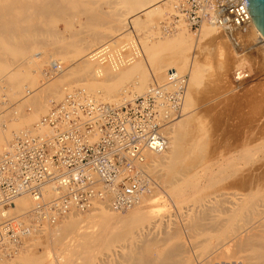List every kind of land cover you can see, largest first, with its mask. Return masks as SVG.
I'll list each match as a JSON object with an SVG mask.
<instances>
[{"label": "bare ground", "instance_id": "6f19581e", "mask_svg": "<svg viewBox=\"0 0 264 264\" xmlns=\"http://www.w3.org/2000/svg\"><path fill=\"white\" fill-rule=\"evenodd\" d=\"M160 1H163V5H166L164 4V2L167 3L166 8H168V6H170L171 8L172 0H113V2L111 0H105L104 3L107 5H111L112 8L116 5L121 6V8L123 9L121 12L123 14V18L125 19V26L127 24V20H129V17L131 21H129L130 23H132V21L136 22L139 13H145L146 16H149L151 14L150 12H153L152 10L155 11L156 8V10L160 9L156 7L157 5L160 6V4H158ZM78 16H84L83 19L87 18L91 21L104 19V17L98 16L97 5L93 2V0H0V91L2 92L5 87L7 88L11 85L12 86L10 88H12L15 83H21L22 80H25L27 78V70L34 66L40 69V73L42 76V79L37 82V79H32L31 83H36L35 85L37 86L33 91H24L28 92L27 97L29 98L26 99V105L31 109L30 117H24L22 116V114H17L18 112L15 113V111V114L12 112L14 117L9 120V123L7 122L8 120L5 121L7 117L5 120L3 119L4 117H2L3 121H5V123L7 122V124L5 126H2V131H0V156L6 150L8 144L17 136L34 133L47 135L49 133L48 130L43 128L36 129V125L38 124L40 118L48 112L51 104H57V102L59 103V101H62L64 99L65 95L80 91L104 103L110 104L112 106H119L125 101H130L131 99L144 95V92L148 89L144 80H139L136 75H131L130 73V69L133 70V66H131V64L138 58L137 44L135 52L136 59L132 62L125 61L117 66L112 65L111 63L101 64L98 61H92L93 57L89 52V56L86 55V58L84 57V59L76 61V64L74 65L79 66L80 68L85 67L86 71L89 72L88 74L93 76V78L87 79L86 84L82 85L81 88L79 87V90L74 89L71 86H67V84L63 86L62 81L60 79H56L59 76H63L61 77L63 80L64 74H66V76L67 74H69L68 72H65L67 67L64 68L62 65L58 64L59 62L57 63L56 61L58 59L60 60V58H63L58 54H61L63 50L71 47L72 43H69L68 39L64 38L63 35H60V32H57L56 30L55 32L53 30V25L56 22L63 21L66 26L71 29L72 20L75 19L76 21V18H78ZM78 21L79 19L77 20V22ZM80 25L81 23L79 24V26ZM183 27L189 30L182 23L178 24L174 29H171L168 32H164L160 26L161 32L174 33L170 35L165 34L166 36L164 37V40L159 42L158 45H144L145 51L150 57H154L156 55L160 56V54H164L166 52L170 55L169 63L165 69V71H167V74L170 71H176L177 73L182 74V72L185 71L184 66L187 62H190V67L187 63L190 70L189 74H186L188 76V82L185 101L182 108V112L184 111V116H180L176 121H174L166 128L165 135L168 139L167 149L160 154L148 153L145 156V161L142 165L143 169L148 175H150L147 172L148 170H152L153 168L157 167L162 168L165 174L164 184L169 189V196L173 200L180 203L182 202L180 199H184L187 196L191 195L200 185L212 184L213 182H215L217 175L222 173L223 171L232 169L229 175H227L228 178L229 176H233L235 173L239 172V169H241V166L239 165L249 164L247 165V167L251 168L249 170L247 169V174H244L247 175V179L244 180V175H242V180L239 178L242 183H239L240 181L238 180V183L241 184L242 187L241 189L239 188L240 190H236V188L238 189V187L240 186L236 185L238 187H234L235 190L232 191L234 189L233 186H235V183L233 184V186H231L233 189L230 188L229 183V186L227 187L229 189H232L231 192L220 191L222 187L219 188L220 186L218 184L219 187L216 188L217 192L212 191L213 193L208 197L210 200H207V204L202 207V210H199L197 213H192L186 217V224L190 231L196 232L206 222L205 224L206 228H208L207 230H211V232L218 234L216 245L212 249H208L206 251V257L203 259L204 262L202 261V263L200 264H212V261L215 258L231 250L234 255H241V264H264V112H261L260 109L258 111V108L256 107L257 111H254V113H252V116L245 117V119H243V115L241 116L242 120H245L244 122L246 123L245 131L243 130L244 124H240L241 122H238L239 124L237 123V126H235V128L238 127L241 129L242 127V131H244V133L239 134L238 130H236V133L234 132L235 134H233L232 131L235 128L231 130L232 136L229 134V136H231V139L229 138V140L232 144L229 145V160L225 162L226 165L222 166L221 168L219 166L222 164V162H220L221 160L218 162V159L216 158H214V160H212L213 158L211 160L205 159L207 155H210L211 157V155L216 151L214 150V152L210 154L209 151L208 153L205 151L203 153L202 145L206 144L207 141H205V143L203 141L206 137L204 139H200L190 133L189 126L193 123L194 117L192 118V116L193 114H195L192 113V111L195 109H193V102L190 98L192 97V94L190 96L188 93L189 80L191 81V87L192 85H197L199 83V76H201L200 73L204 70L194 62V59L196 58L194 54L199 51L198 43L194 40V36L189 32L187 33L186 29H184ZM71 30H73V28ZM192 33H199L197 36L202 41L210 37L217 36V34L224 35L223 33H219L216 29L209 25H202L199 31H197L196 33ZM73 34L77 36L79 33L77 34L76 32V34ZM225 38H228L227 40H229L230 43L232 42V40L237 42L242 52L246 50L247 52H255L260 57L261 61L257 59L255 60L258 61V65H263L264 67V37L257 30L252 20L247 28L236 31L232 34V36H226ZM113 39H115V37H110V39H108L104 43L114 44L120 41L121 38H116L114 41H112ZM225 42L227 41H223V48L226 50V54L225 56H223V60H225V58L226 60L224 62L222 60L220 64L221 70L219 69L222 74H224L226 68L229 67L227 63L230 62V58H233L232 60H234L237 54L235 53V49V51L233 49L229 51L230 47L228 46V43L226 44ZM53 45L57 46L59 51L57 50V47H54ZM97 45L99 46L100 44ZM97 45L90 46L88 51H90ZM226 45L229 49L226 47ZM101 47H96L93 52L100 49ZM232 47L233 45L231 46V48ZM238 51L240 52V50ZM230 52H233V56L230 54ZM219 57H221V55ZM214 58L217 59L216 57ZM254 58L256 57H253V59ZM242 61L244 60H241L239 62V68L237 67L238 69H243L242 66V68H240V65H242ZM253 62L255 63V61ZM259 62H261V64ZM232 64L234 65L233 62ZM56 65L60 66L59 70L52 71V69H54ZM71 67H73V64L71 65ZM71 69L70 67H68V70ZM130 78L134 79L133 81H131V86H133V88H128L129 85L123 86V83ZM28 81L29 80H26V82ZM63 84H65V82ZM74 87L76 88V86ZM6 88L4 89L5 91ZM10 88H7V91H9ZM18 90H21V88H18ZM232 100V105H234L237 109L235 111V109L233 110L234 106L230 107H232V110L235 113L239 109H241L240 107H242V105L238 101L237 103L234 98H232ZM248 103L250 102H247L245 104ZM26 105L23 104L22 106ZM244 106L247 107L246 105ZM262 108L263 110H261L264 111V107ZM231 111L230 114H234L233 111ZM237 115H239L238 112ZM240 115L238 117H234L233 115H231L230 117L233 116V118H235L234 120H236V118H239ZM240 118L238 119V121H240ZM2 124L4 123L2 122ZM203 148L204 150L208 149L205 148V146ZM225 153H223V155L227 154ZM200 154L206 157L204 158ZM217 154L218 153H216V155ZM223 155L219 153L217 157L220 158V156L222 157ZM210 157L208 158L210 159ZM247 161H249V163ZM216 167L218 168V170H216ZM238 176L240 177V175ZM227 187L226 189L228 190ZM46 190V197L52 198L53 189L51 187H48ZM151 192L152 191L147 193V191H145L144 193H142L137 204L127 211L123 212H114L110 210L106 205L95 206L93 209H90L86 213H79L75 210H71L68 214L58 219L55 224H44L39 229L33 230L27 237L25 236L23 238V242L35 236H42L48 230L53 231L63 219V226H58L60 227L58 228V231L59 229L61 231V228L63 227L61 233L64 231L65 234H68V237L62 236V238H59L62 234L58 233L56 229L55 232H49H51V234L53 233V237L58 235L57 237L59 239H55L56 244H60L59 246H62L64 250L66 248L69 251L70 248L76 246L77 248L80 247L81 249V247H86L94 244H104L110 241H112L111 243H113L118 239L123 240L125 239V237L129 236V242L126 241L128 242L129 248H126L127 250L126 253L124 252L125 254L122 253V255L118 257L119 259L117 258L118 261L120 260L118 264H172L171 262H174L173 260L175 256H177L182 246H178L179 244L176 243V245L180 247L179 249L177 248L176 250H174L172 244V250L170 249L169 251L168 249V251L166 252H158L157 247L164 245L167 242V239L169 240L171 235H164L166 237H170H164L162 239H160L161 237H159V239L155 238L157 236L155 235V237L152 236L154 238L150 239L149 236L151 233L149 230L155 228L153 222H148L145 226L140 228L136 226L141 220L144 219V216L152 217L153 214L155 215L154 211L156 210V213L158 211V209L152 211L148 207V204L156 202V200L158 201L160 199L158 197L157 199L156 197L153 199H147L148 194H150ZM208 194L209 193L207 192V195ZM204 196L206 197V195ZM33 208V200L29 196H21L14 200L13 205H11L8 210V214H12L23 219L24 223L27 226H31L32 224L30 220H28L26 217L32 212ZM162 209L163 208H160L159 212L162 211ZM124 213L127 214L125 215ZM135 226L137 227V230L134 232L133 229H136ZM143 228H146V230L144 231ZM203 231L205 230L203 229ZM167 232L168 231H166V233ZM55 233L57 235H55ZM108 238L110 240H108ZM62 247L60 249L57 248V250L61 251V249H63ZM45 250L47 251L45 255L42 253L43 256L40 257L38 255V257H29L25 264H41L44 256L45 258L47 257L49 259L51 250H49L50 252L48 251V249ZM57 250L55 252H57ZM85 251L83 252L86 254ZM70 252V254L73 256L74 254L72 253L74 252V250ZM184 252L186 253L188 251ZM60 253H58L59 257L63 255L64 251L62 255H60ZM84 253L82 254L84 255ZM67 256H69V252ZM67 256L66 259L64 258L66 261ZM72 258L68 264H73L72 260L75 258ZM48 259L47 261H49ZM80 259L82 260L83 258ZM175 263L177 262L175 261L174 264Z\"/></svg>", "mask_w": 264, "mask_h": 264}, {"label": "built area", "instance_id": "2783aa9c", "mask_svg": "<svg viewBox=\"0 0 264 264\" xmlns=\"http://www.w3.org/2000/svg\"><path fill=\"white\" fill-rule=\"evenodd\" d=\"M171 9L160 25L164 32L180 23L195 33L209 25L230 37L251 23L245 0H172ZM135 52L130 39L103 45L91 55L92 61L117 66L135 60ZM250 76L246 68L236 69L232 79ZM187 82L186 74L170 71L164 83L119 106L79 91L52 103L36 125L49 133L17 136L0 156V253L12 256L30 232L55 224L71 210L86 213L106 205L123 212L136 205L155 186L143 169L145 156L167 149L165 130L182 114ZM48 187L52 198L46 197ZM21 196L34 202L26 217L31 226L8 214Z\"/></svg>", "mask_w": 264, "mask_h": 264}, {"label": "rangeland", "instance_id": "374dc122", "mask_svg": "<svg viewBox=\"0 0 264 264\" xmlns=\"http://www.w3.org/2000/svg\"><path fill=\"white\" fill-rule=\"evenodd\" d=\"M104 1L105 0H93V2L97 5V14H98V16L104 17L103 20L91 21L87 18L83 19L84 16L83 17L78 16V18H76V19L77 20L79 19L78 22H79V24L81 23V25L79 26L77 20L76 21H75V19L72 20L73 30H71L72 28L69 29L63 21L56 22L53 25V30L60 32L61 34L60 33L59 34L63 35L64 38L68 39L69 40L68 42L72 43V46H73V47L71 46V47L67 48L66 50H63L62 52L60 51L61 54H58L63 58H60V60L58 59L59 61L57 60L56 62L57 63L59 62L58 64L62 65L64 68L67 67L65 72L66 73L68 72L69 74H67V76H66V74H64L63 80L61 78L63 76H59L60 78L58 77L56 79H60L62 81L63 86L67 84V86H71L74 89L79 90L82 87V85L86 84V80L89 78H93V76L88 74L89 72L86 71L85 67L80 68L79 66L74 65V64H76V61L84 59V57L86 55H88V52L91 55L93 50L96 49V47L99 48L102 45L107 44L104 42L107 41L108 39H110V37H115V39L121 38L120 41H118V42L134 39L136 41V44H137L138 58L131 64V66H133V68H132L133 70L130 69V73H131V75H136L137 78H139V80H144L146 87H148V89L144 92V94H145L151 87L157 86L166 80L167 71H165V69L169 63L170 55L166 52L164 54H160V56L156 55L154 57H150L147 54V52L145 51L144 45L145 44H151L154 46L158 45L159 42L164 40V37L166 35H170V34L174 33V32L163 33L160 30L161 23L165 20V18L167 17L168 14L172 13V9L170 8V6H168V8H166L167 3L164 2V4H166V5H163L162 4L163 1H160L158 3V4H160V6L157 5L156 7L160 8L161 10L160 9L156 10L157 8L156 9L153 8V9H155V11L152 10L153 12H150L151 14L149 16H146L145 13L144 14L139 13L136 22L132 21V23H130L131 21H130V17H129V20H127V24L124 26L125 19L122 16L123 14L121 11L123 9L121 8V6L116 5L112 8L111 5L105 4ZM111 1L113 2V0H111ZM162 7L165 9H163ZM80 17H81V19H80ZM184 29H186V28H184ZM186 31H187V33L189 32L191 35H193L194 40L198 43V50L199 51L196 53L194 52L195 53L194 55L196 57L194 59V62L197 63L196 65H199L204 70L203 72L200 73L201 76H199V83L195 86L192 85L193 88L191 87V85H190L191 81L189 80L188 93L190 96L192 94V97H190V98H191V101L193 102V109H195V110H193L194 112L192 111V113L196 114V115L193 114V116L191 114L192 118L194 117L193 118L194 120H193V123L189 126L190 133L193 134V136L195 135L196 137H198L200 139H204L206 137L205 138L206 140L204 139L203 141H204V143H205V141H207L208 143L206 142V144L202 145V146L203 147L205 146V148H208V149L204 150V148L202 147L203 153H204V151L207 153L209 151V154H210V153L214 152V150L216 152H214L215 154L213 153L214 155L212 154L211 157H210V155H207V157L203 156L202 154H200V155L204 158L206 157L205 159H208V160H211L212 158H213L212 160H214V158L218 159L217 160L218 162L221 160L220 162H222V164L219 166L222 168V166L226 165L225 162H227L229 160V158H228L229 152H230L229 151V149H230L229 145L232 144V143H230L231 141L229 140V138L232 136L231 133L233 132V134H235L236 133L235 131L238 130L239 134L240 133L242 134L245 131L246 123L244 122L245 120H242V117H244L243 119H245V117L252 116L253 115L252 113H254V111H257V108H258V111L260 109L261 112H264V111H262L263 110L262 107H264V96H263L264 95V67H263V65H258V61H256L255 59H257L259 61H261V60H260V57L255 52H252V51L247 52V50L242 52L241 49H238V50H240V52H239L237 49H235L233 43L232 42L230 43V41L227 40L228 38H225V36L222 34H217V36H213V37H210V38L202 41L197 36L199 33L193 34L192 32H190L187 29H186ZM76 32H77V34L79 33L80 35L78 34L77 36H75L73 33L76 34ZM115 39H113L112 41H114ZM223 41H227L225 43L226 44L228 43V46L230 47V49L228 48L227 45H226V47L229 49V51H231L232 49L233 50L235 49L236 51L235 50L234 51H235V53H237L234 60H232L233 58L232 59L230 58L229 61L231 63L230 62L227 63L229 67L226 66L228 69L226 68V71L224 72V74H222L220 72V70H221L220 64H221L222 60L224 59L223 56H225V54H226V50L223 48V45H224ZM197 43H196V45H197ZM97 44H100L101 46L100 45L98 46ZM74 45H76V46H74ZM93 45H97V46L93 47V49H91L92 51L90 50L91 52L88 51L90 46H93ZM200 45H201V47H200ZM232 45H233V47L231 48ZM53 46L57 47L55 45H53ZM199 48H202L203 50L199 49ZM57 50L59 51L58 47H57ZM241 52L243 53V55ZM232 53L233 52H230V54L233 56ZM248 53H250V54H248ZM220 55L222 58L219 57ZM214 57H216L217 59H215ZM236 57H237V59H236ZM253 57H256V58L253 59ZM218 60H220V61H218ZM225 60H226V58H225ZM225 60H223V62ZM241 60H244V61H242V65H240V68H242V67L246 68L250 72L251 76L249 79H247L243 82H235L232 79L233 70H236L239 68L238 64ZM252 60L255 61V63ZM232 62L234 63V65L232 64ZM243 62H244V65H243ZM187 63L184 66L185 71H183L182 74H189L190 62L188 63L189 67H188ZM253 63H254V65H253ZM259 63L261 64V62H259ZM72 64H73V67H71ZM74 66H76V67H74ZM230 66H233V67H230ZM68 67H70V69L71 68L72 69L68 70ZM202 69H201V71H202ZM27 71H28V75L26 76L27 78L25 80H22L21 83H18V84L15 83V85L12 88H10L12 85L10 87L8 86L7 88L8 89L10 88L9 91H7L6 87H5L6 91L4 90L5 89L4 87H3L4 89L2 90L3 93L0 91V122H1L0 131H2L1 130L2 126H5L7 124V122L9 123L10 122L9 120H11V118L14 117V115H13L14 111H15V113L18 112L17 114H22V116H24V117H30V115H31V109L29 108V106L26 105V99L29 98V97H27L28 92H24V91H28V90L33 91L37 86L35 85L36 83L35 84L31 83L32 79H34V78L37 79L36 80V82H37V81H40L42 79V76L40 73V69L36 66L30 68ZM133 78H130L131 80L130 79L126 80V82H124L126 84L123 83V86L129 85L128 88H131V87L133 88V86H131V81L134 80ZM26 80L30 81V82L28 81L29 84H28V82H26ZM64 82H65V84H63ZM25 84H26V86H25ZM32 85H34V86H32ZM24 86H25V88H24ZM74 86H76V88ZM18 88L19 89L21 88L25 97L23 96L22 91L18 90ZM252 90H253V92H252ZM17 92H18V94H17ZM21 93H22V95H21ZM66 96L67 95H65V97ZM255 96H256L257 100L255 99ZM251 97H252V99H251ZM257 97H259V98H257ZM232 98H234L236 102L238 101L242 105V107H240L242 110L239 109L240 112H239V110L237 111L239 115L241 114L240 117L243 115L241 118L239 117L240 121H238L239 118H236L237 121L234 120L235 118H233V116L238 117L239 115H237V112H235L236 113L235 114L233 111L234 109L236 111L237 108L234 105H232V103H233ZM247 102H250L251 104L250 103H248L249 105L245 104ZM253 102H255V103H253ZM23 104L26 106H22ZM244 105H246L247 107H245ZM251 105H252V107H251ZM253 105H255V106H253ZM18 106H19V108H18ZM230 106H232V107L234 106L233 110H232V107H230ZM231 110L233 111L234 114H230ZM231 115H233V116L230 117ZM182 116H184V111L182 112L181 117ZM263 116H264V114H263ZM2 117H4L3 118L4 120L7 117V119L5 121H7V120L8 121L5 123V121H3V119H2ZM2 122L4 124H2ZM238 122H241L240 124H244V127H243L244 131H242V127H241V129L238 127H237L238 129L235 128V126H237ZM233 123H234V125H233ZM233 128H235V129L233 130ZM231 130H233V131L231 132ZM229 134L231 136H229ZM211 142H212V144H211ZM232 142H233V138H232ZM216 147H217V149H216ZM225 148H227L228 150ZM222 150H223V152H222ZM224 150H226L227 152ZM216 153H218V154L216 155ZM219 153H221V155H223V153H225L226 155H223L222 157L220 156V158H218L217 156L219 155ZM206 154H204V155H206ZM261 154H263V153H261ZM208 157H210V159ZM247 162L249 163V161H247ZM247 165H249V164H247ZM247 165H245V164L239 165V166H241V169H239V172L235 173L233 176H229L228 178H227V175H229V173L231 172L232 169L223 171L222 173L217 175L215 182H213L212 184L200 185L191 195L187 196L189 199L187 197L184 199H180L182 201L180 203L173 200L169 196V189L164 184L165 183V180H164L165 174L163 172L164 170L160 167L153 168L152 170H148L147 172L152 176V178L155 182V186H154L153 190H151L152 192L150 194H148L147 199H153L155 197H156V199H157V197L160 198L158 201L156 200V202H152V203L148 204V207L152 211L155 209H158V211H157V213H156V210L154 211L156 216L154 214L152 215V217L144 216V219L141 220L136 226H138V228H140V227L145 226L148 222H153V225H155V228L149 230L151 233L149 236L150 239L154 238L155 235H157L155 238H158V239H159V237H161L160 239L166 237L167 234L171 235L172 238L170 236L166 237V238L170 237L169 240L167 239V242L164 245H162L160 247L158 246L157 251L158 252H166V251H168V249L170 251V249L172 250V244H173L174 250H176L177 248L179 249L180 247H178V246H182V248H180V250H182V251L179 250L177 256H175V258L173 260L174 262L175 261L177 262L175 264H179V263L180 264H200V263H202L203 259L206 257L205 256L206 251L208 249H212L216 245L218 234L211 232V230H207L208 228H206V224H205L206 222L204 223L205 225L203 224V226L201 227L205 231H203V229H201V228L198 229L196 232L190 231L188 229L187 224H186V217L192 213H197L199 210H202V207H204V205L207 204V200L208 201L210 200L208 198L210 196V194H212L214 191L217 192L216 188H218L219 186H220L219 188L222 187L221 190L219 189L220 191L231 192V190L234 187H238L236 185H240L238 187V189L236 188V190H240L242 187H241V184H239V183H242V181H241L242 177H243L242 175L247 174V171L251 168V167H247ZM216 170H218L217 167H216ZM242 171H244L245 173ZM238 175H240V177ZM243 179L246 180L247 175H244ZM238 180L240 181L239 183H238ZM226 183H227V185H226ZM229 183H230V188H232L231 186H233L234 183H235L234 184L235 186H233L232 189H229L227 187V186H229ZM218 184H219V186H218ZM226 187L228 188L229 191L226 189ZM234 190H235V188L232 191H234ZM207 192L209 193L208 195H207ZM204 195H206V197ZM199 200H200V202H199ZM159 207L163 208L162 211H160V212H159V209H160ZM124 214L126 215L127 213H124ZM124 214H119V215H124ZM82 216H84V215H82ZM62 220L55 227V229L57 231H58V228H60L62 225V222H63ZM58 226H60V227H58ZM62 228H61V231L63 230ZM55 229L53 231H51V230L46 231L45 234H43L42 236H35V237L30 238L29 240H26L25 242L22 243L21 248H19L16 252L12 253V256H5L3 253H0V264H25V262H27L29 257H33V256H36V257L39 256L40 257V256H43V254L45 255V253L47 252L45 249H48V251L51 250V252L49 251L50 252L49 257L52 260L50 258L48 259L47 257L45 258V256H44L41 264H44V262H45V264H68L72 257L75 258V259L72 258L73 264H113V263L118 264L120 262V260L118 261V259H119L118 257H120L122 255V253L125 254L126 250L129 248V246H128V242L130 240L129 236H127V237L124 236L125 239H123V240L118 239V240L114 241L113 243H111L112 241H110V242H107L104 244H99V245L94 244V245H89L86 247H81V249H80V247L77 248V246H76V247L70 248L69 251L66 248L64 250V248L62 246H59L60 244H56L55 239L62 238V236L68 237V234L67 233L65 234L64 231L61 233V231L59 229L60 232L58 231V233H60L62 235L58 238L57 237L58 233L56 232L57 234L55 233V235H57V236H54L55 237L54 238L52 236L53 233L51 234V232H55ZM133 230L135 232L137 230V227H136V229H133ZM143 230L145 231L146 228H143ZM49 231H51V232H49ZM166 231H168V232L166 233ZM176 232H178V233H176ZM164 235H166V236H164ZM152 236H154V237H152ZM108 240H110V239L108 238ZM126 241H128V242H126ZM116 242H118V243H116ZM176 243L179 245L177 246ZM58 246H59V248H58ZM61 247L63 248V249H61V251L57 250V248L60 249ZM56 250H57V252H55ZM72 250H74V252L72 253V254H74L73 256L70 254L71 253L70 251H72ZM77 250H79V251H77ZM63 251L65 254L63 253ZM66 251H67V253H66ZM83 251H85L86 254ZM184 251H188V252L185 253ZM60 252H62L64 256ZM68 252H69V256H67ZM81 252L84 253V255ZM30 253L32 256L30 255ZM51 253H52V256H51ZM58 253H60V255H62V256L59 257ZM76 254H78V255H76ZM66 256H67V261L65 260ZM78 256L80 258H83V259L81 260ZM233 256H234V258H233ZM240 257H241V255H234L232 250H231V251H228L227 253H225L223 255L218 256L217 257L218 259L215 258L213 260L214 262L212 261V264L213 263L214 264H241ZM77 258H79V259H77ZM47 259L49 261H47ZM57 260H58V262H57ZM78 261H79V263H78ZM174 262H171V263L174 264Z\"/></svg>", "mask_w": 264, "mask_h": 264}, {"label": "water", "instance_id": "95a60500", "mask_svg": "<svg viewBox=\"0 0 264 264\" xmlns=\"http://www.w3.org/2000/svg\"><path fill=\"white\" fill-rule=\"evenodd\" d=\"M245 2L250 19L264 37V0H245Z\"/></svg>", "mask_w": 264, "mask_h": 264}]
</instances>
